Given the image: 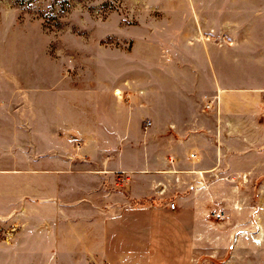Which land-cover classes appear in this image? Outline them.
I'll use <instances>...</instances> for the list:
<instances>
[{
	"label": "rangeland",
	"instance_id": "374dc122",
	"mask_svg": "<svg viewBox=\"0 0 264 264\" xmlns=\"http://www.w3.org/2000/svg\"><path fill=\"white\" fill-rule=\"evenodd\" d=\"M208 6L206 0H0V157L20 153L23 161L32 158L31 166L42 169L45 157L52 155L57 169H101L100 160L85 159L83 142L97 135L89 150L98 151L103 160L107 153L101 143L113 134L89 127L99 120L106 122L116 90H121L120 101L140 97L143 83H156L170 69L166 61L181 60L186 47L210 39L206 20L187 19L206 12ZM14 128L21 129V145L10 148L2 136ZM128 134L135 157L157 154L154 138H146L145 125L135 123ZM122 137L117 132L119 143ZM256 161L253 173H230L229 179L218 181L222 184L212 197H201L200 209L205 212L198 213L197 219L219 225L203 231L218 237L216 242L186 243L184 235L189 233L177 225L194 212L169 213L167 207L183 198L189 208L196 196L190 195V189L186 193L167 190L158 196V191L150 190L160 170L155 165L148 172L135 163L132 206L118 204L112 218L101 213L94 217L134 223L131 258L82 259L78 234L84 229L77 226V206L68 203L66 218L40 222L34 230L24 226L29 235L21 238L28 244L22 245L15 259H1L0 264H264V155ZM70 183L76 188L77 181ZM110 185L118 192L126 188L124 183ZM71 193L77 202V192ZM142 220L149 223V237L145 228L142 233ZM125 232L118 228L119 234Z\"/></svg>",
	"mask_w": 264,
	"mask_h": 264
},
{
	"label": "crops",
	"instance_id": "0c3cea01",
	"mask_svg": "<svg viewBox=\"0 0 264 264\" xmlns=\"http://www.w3.org/2000/svg\"><path fill=\"white\" fill-rule=\"evenodd\" d=\"M206 3L210 5L206 12L184 18L206 20L205 32L210 39L204 45L186 47L182 51L185 58L166 61L165 67L170 69L159 75L156 83H143L140 97L122 102L117 99L121 94L117 95L119 90H116V97L113 96V103L108 106L110 114L106 122L99 120L89 127L113 134L101 143L103 153H107L103 160L98 151L89 150L92 142L99 139L97 135L85 138L83 143L87 147L82 144L85 159L100 160L101 169L81 168L75 172L57 169L52 155L45 157L42 169L31 166L32 158L23 161L20 153L17 157L14 154L0 157V260L15 259L22 245L28 244L29 241L21 238L29 235L28 230H22L24 226L34 230L40 222L51 224L61 217L66 218L68 203L77 206V226L84 229L78 234L82 259H127L129 255L131 258L133 239L130 235L134 223L128 219L94 217L101 213L112 218L110 214L118 204L132 206L130 187L135 163L138 167L143 165L148 172L154 170L155 165L160 170L150 190L158 191V196L167 190L186 193L189 189L190 195L196 196L189 208L183 198L173 200L175 211L167 207L169 213L194 212L193 217L177 225L189 233L184 235L186 243L219 239L203 233L219 225L197 219L198 213L205 212L200 209L201 197H212L213 190L229 179L230 173H253L257 157L264 155V0H206ZM171 63L174 65L170 66ZM135 123L145 125L146 138H154L157 154L140 159L129 150L128 133L133 131ZM49 125L52 145L53 122ZM17 129L7 131L5 138L2 136L10 148L21 145V129ZM84 129L89 130L86 126ZM119 131L123 135L120 143ZM46 134L48 140V122ZM123 141L122 149L116 152ZM103 167L111 170L104 171ZM40 178L45 182H39ZM146 178L149 179V175H144ZM70 180L77 181L76 188L71 187ZM111 183L115 186L124 183L126 188L118 192ZM74 190L77 202L70 198ZM42 206L44 210L40 212ZM89 228L94 231L87 230ZM98 228L104 231L98 232ZM118 228H125V234H119ZM140 228L142 233L145 228L149 237V223L142 220ZM119 249L122 250L120 255Z\"/></svg>",
	"mask_w": 264,
	"mask_h": 264
},
{
	"label": "built area",
	"instance_id": "2783aa9c",
	"mask_svg": "<svg viewBox=\"0 0 264 264\" xmlns=\"http://www.w3.org/2000/svg\"><path fill=\"white\" fill-rule=\"evenodd\" d=\"M147 125H149V123H147ZM191 157L193 158L194 155L192 154ZM169 208H170L171 210H175V208H176V204H175L174 202L170 203Z\"/></svg>",
	"mask_w": 264,
	"mask_h": 264
},
{
	"label": "bare ground",
	"instance_id": "6f19581e",
	"mask_svg": "<svg viewBox=\"0 0 264 264\" xmlns=\"http://www.w3.org/2000/svg\"><path fill=\"white\" fill-rule=\"evenodd\" d=\"M117 93V95H120L121 94V92L120 91H118V92H116Z\"/></svg>",
	"mask_w": 264,
	"mask_h": 264
}]
</instances>
